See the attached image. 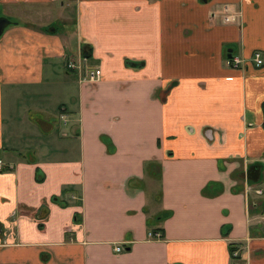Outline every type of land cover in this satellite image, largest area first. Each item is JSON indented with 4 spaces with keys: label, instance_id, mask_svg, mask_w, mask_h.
Returning <instances> with one entry per match:
<instances>
[{
    "label": "crops",
    "instance_id": "obj_1",
    "mask_svg": "<svg viewBox=\"0 0 264 264\" xmlns=\"http://www.w3.org/2000/svg\"><path fill=\"white\" fill-rule=\"evenodd\" d=\"M2 18L0 264H264V194L245 193L264 191V0H0Z\"/></svg>",
    "mask_w": 264,
    "mask_h": 264
},
{
    "label": "built area",
    "instance_id": "obj_2",
    "mask_svg": "<svg viewBox=\"0 0 264 264\" xmlns=\"http://www.w3.org/2000/svg\"><path fill=\"white\" fill-rule=\"evenodd\" d=\"M224 9L222 11V18L224 22H230L232 17L237 16L238 13L234 12V10L231 8V6H223ZM215 12L211 13V16L214 17ZM86 59H80L78 61L74 60L73 58L67 59L65 62V69L68 71H81L83 70V77H81V81L82 82H86L88 84H94L96 82L99 81L100 77H101V70L98 68H92L90 66H87L85 64ZM250 61L253 63L254 67L259 68L263 65V56L262 53L259 51H254ZM224 64L227 68L230 69H239L242 68L243 64H244V59L238 57V56H229L226 57L224 60ZM62 122L64 124L67 123L66 119H62ZM245 193L247 195L250 194H254L256 197H262L264 194L263 189H260L258 187H254V186H246L245 187ZM260 219L263 221L264 223V213L262 215L259 216ZM162 238V235L158 232V231H154V232H148L147 234V239L148 240H159ZM231 251H230V255L232 257V259H236L238 257V253L239 250L237 248V246H233L231 245ZM114 251L116 253H120L123 251V247L122 246H115L114 247Z\"/></svg>",
    "mask_w": 264,
    "mask_h": 264
},
{
    "label": "trees",
    "instance_id": "obj_3",
    "mask_svg": "<svg viewBox=\"0 0 264 264\" xmlns=\"http://www.w3.org/2000/svg\"><path fill=\"white\" fill-rule=\"evenodd\" d=\"M81 53H82V55H85L88 58L90 56V49H89V47L87 45H85V44L82 45V47H81ZM127 64L128 65H131V66H134V65H132L133 63H130V62H127ZM258 168H260V165L259 164H255V165H253V166L250 167V169H249L250 170L249 171V175H250V179L251 180L255 177V174H254V171L253 170H255V169L258 170Z\"/></svg>",
    "mask_w": 264,
    "mask_h": 264
},
{
    "label": "water",
    "instance_id": "obj_4",
    "mask_svg": "<svg viewBox=\"0 0 264 264\" xmlns=\"http://www.w3.org/2000/svg\"><path fill=\"white\" fill-rule=\"evenodd\" d=\"M8 21L5 19H0V36L2 35V32L4 28L7 26Z\"/></svg>",
    "mask_w": 264,
    "mask_h": 264
},
{
    "label": "rangeland",
    "instance_id": "obj_5",
    "mask_svg": "<svg viewBox=\"0 0 264 264\" xmlns=\"http://www.w3.org/2000/svg\"><path fill=\"white\" fill-rule=\"evenodd\" d=\"M223 10H224V9H221V12H222ZM233 10H234V9H233ZM234 12H237V11L235 10ZM2 19H3V18H2ZM14 20H16V19H8V21H9L10 23L15 22ZM67 22H68V23H71L72 21L69 19Z\"/></svg>",
    "mask_w": 264,
    "mask_h": 264
},
{
    "label": "flooded vegetation",
    "instance_id": "obj_6",
    "mask_svg": "<svg viewBox=\"0 0 264 264\" xmlns=\"http://www.w3.org/2000/svg\"><path fill=\"white\" fill-rule=\"evenodd\" d=\"M234 56V55H233Z\"/></svg>",
    "mask_w": 264,
    "mask_h": 264
}]
</instances>
